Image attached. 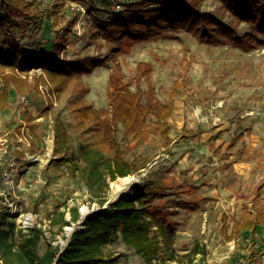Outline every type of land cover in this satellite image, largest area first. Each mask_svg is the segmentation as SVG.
<instances>
[{"label":"rangeland","instance_id":"rangeland-1","mask_svg":"<svg viewBox=\"0 0 264 264\" xmlns=\"http://www.w3.org/2000/svg\"><path fill=\"white\" fill-rule=\"evenodd\" d=\"M139 1L38 0L33 9L37 22L28 24L18 18L20 31L0 34V64H7V71H15L27 81L20 89L10 88L11 105L0 115L1 136L8 138L11 150L8 158L22 162L24 153L16 150V134L25 131L31 145L23 149L43 160L28 162L23 172L24 165H20L13 185L0 178V211L8 212L24 232V218L30 216L31 224L43 227L48 238L56 234L55 243L64 248L82 226L84 216L109 206L123 194L136 196L151 184L160 188V196L151 202L150 210L172 232L171 248L178 256L168 264H191V259L199 263L203 255V264H254L258 253L256 264H264V232L259 231L254 242L249 231H243L237 243L227 239L233 219L244 205L264 208V45L243 51L231 45L202 43L181 31L127 43L113 58L114 46L94 19L122 15L127 8H138ZM199 3L202 12L214 15L238 34L250 31L251 25L233 17L220 0ZM35 48L47 52L40 59L24 61L27 51ZM85 56L110 60L92 74L72 80L58 95L46 77V66L76 62ZM141 64H146L147 76L140 80V88L152 87L161 102L168 103L175 85H181L168 119L170 141L162 138L152 121L138 141L126 138L120 126L117 139L127 158L147 159L151 166L145 168L147 172L142 169L109 181L106 189L100 190L97 183L91 188L86 180L90 165L86 154L98 149L106 159L111 156L102 131L94 122L82 119L79 111L85 106L109 107V76L116 66L120 78L135 92ZM58 116L68 131L65 153L55 151ZM156 159L157 165L153 164ZM103 194L107 202L101 207ZM71 207L79 209L80 221L65 226L64 231L52 226L50 217L56 209L65 211L70 220ZM195 247L197 252L192 254ZM105 251L119 258L117 264H145L121 238L113 239Z\"/></svg>","mask_w":264,"mask_h":264},{"label":"trees","instance_id":"trees-1","mask_svg":"<svg viewBox=\"0 0 264 264\" xmlns=\"http://www.w3.org/2000/svg\"><path fill=\"white\" fill-rule=\"evenodd\" d=\"M38 0H0V34L10 36L9 31H20L18 18L23 22H37L34 6ZM224 8L240 22L251 25V29L240 35L212 14L200 10L199 0H140L139 7H130L120 15L113 13L107 20L94 19L104 38L114 46L113 58L127 43H137L187 31L200 42L210 45H231L249 51L257 45H264V0H220ZM59 5V4H58ZM36 24V23H35ZM99 37L98 33H96ZM262 36V39H259ZM47 51L35 48L27 51L24 61L40 59ZM111 54V57H112ZM21 56L22 53H21ZM110 57L91 59L82 57L76 62L65 61L59 65L46 66V77L55 86L58 95L64 93L72 80H80L84 75L105 65ZM0 64V115L9 106L10 88L20 87L27 83L26 79L17 76L15 71H7L8 67ZM137 77V89L131 91L128 84L119 76L120 67H115L109 76V107L95 109L85 106L79 111L84 120L94 122L103 133L104 143L110 151L109 158L98 149H91L86 154L90 163L87 184H99L103 190L109 181H116L129 175L139 173L148 166L147 159L129 160L125 150L117 139L120 126L124 128L126 138L135 141L145 135L149 121L154 122L156 130L162 138L170 141L171 117L175 97L181 88L175 85L168 103L161 102L155 90L149 86L147 90L140 88V80L147 76L146 64H141ZM46 80L45 78H43ZM29 121L32 120L30 113ZM55 151L65 153L63 143L68 140V131L58 116L54 123ZM160 188L147 185L143 192L133 196L131 193L121 195L107 208L98 209L77 227L68 244L62 248L56 244V234L50 238L41 226L25 233L18 228L15 220L5 210L0 211V264H116L119 258L106 255L104 252L113 239L121 237L126 246L132 248L146 264H168L177 261L178 256L171 248L172 232L167 231L157 222V216L150 210L151 202L160 196ZM105 193V191L103 192ZM101 207L107 202L105 194L100 196ZM70 220L66 212L56 209L50 217L52 226H65L80 221L79 209L69 208ZM258 224H264V211L256 215L245 206L239 219L235 221L232 234L228 240L235 241L243 230H251L253 235ZM157 227L154 229V227ZM43 243L45 249L42 251ZM197 247L192 254H196ZM261 253H258L259 258ZM199 263L203 264L206 256ZM256 260V259H255Z\"/></svg>","mask_w":264,"mask_h":264},{"label":"built area","instance_id":"built-area-1","mask_svg":"<svg viewBox=\"0 0 264 264\" xmlns=\"http://www.w3.org/2000/svg\"><path fill=\"white\" fill-rule=\"evenodd\" d=\"M30 136L27 135L25 131H22L20 134H16V150L21 151L23 150L24 155H22V164L23 163H28V162H38L42 163V157L40 155H32L29 150H24L28 149L30 147V142H29ZM21 144V145H20ZM26 144V146H24ZM9 141L8 138L6 137H0V178L2 179L3 183L6 185H13L15 182V175L18 173V169H20L21 163L17 162L16 158H8L10 155V148H9ZM22 153V154H23ZM159 162L156 161L153 163L157 165ZM151 165L147 166L150 167ZM22 168V167H21ZM148 169V168H147ZM147 169L145 171L147 172ZM22 171V169H20ZM19 171V172H20ZM108 206H105L104 208H107ZM87 216H84L86 218ZM89 217V216H88ZM32 220L30 219V216H26L24 218V226H25V233H27L30 230H33L35 226L31 224ZM33 223V222H32ZM68 228V227H67Z\"/></svg>","mask_w":264,"mask_h":264},{"label":"crops","instance_id":"crops-1","mask_svg":"<svg viewBox=\"0 0 264 264\" xmlns=\"http://www.w3.org/2000/svg\"><path fill=\"white\" fill-rule=\"evenodd\" d=\"M11 93H12V92L10 91V97H11ZM9 105H11V101H10V99H9ZM1 134H2V133L0 132V137H3V136H1ZM20 163H21V162H20ZM25 164H26V165H25ZM21 165H22V163H21ZM23 165H24V167H23L22 172L25 171V170L27 169V163H23ZM215 190H217V189H215ZM245 206H248V205H244L243 208H242V210H241V212L238 214V216L235 217V218L233 219L232 230H233V226H234V224H235V221H237V220L239 219V216L242 214L243 209H244ZM248 207H249V206H248ZM249 209H250V211H252V213H253L254 215H256V212L259 211V210H260V211H264V208L254 209V208H250V207H249ZM156 228H157V227L155 226L154 229H156ZM243 231H249V232H251V230H243ZM243 231H242V232H243ZM259 231L264 232V224H258V225H257L256 231H255V235L258 234ZM242 232H241V233H242ZM241 233H240V234H241ZM231 234H232V232H231ZM231 234L228 235V237L231 236ZM240 234H239V235H240ZM251 234H252V242H254V237H255V235H253L252 232H251ZM228 237H227V239H228ZM119 238H121V237H119ZM121 239H122V238H121ZM112 241H113V240H112ZM112 241H111V242H112ZM229 241H232V240H229ZM111 242H110V243H111ZM234 242H235V241H234ZM110 243H109V244H110ZM109 244H108V245H109ZM108 245H107V246H108ZM107 246H105V248H104V252H105V254H106V251H105V250H106V247H107ZM197 248H198V247H197ZM41 249H42V251H44L45 247L42 246ZM106 255H107V254H106ZM255 256H256V257H255L256 260L253 259L254 264H256V262L260 259V257L257 258V257H258V254H255ZM201 260H203V258H201ZM203 262H204V261H203ZM144 263H145V262H144ZM116 264H117V263H116ZM145 264H146V263H145Z\"/></svg>","mask_w":264,"mask_h":264},{"label":"water","instance_id":"water-1","mask_svg":"<svg viewBox=\"0 0 264 264\" xmlns=\"http://www.w3.org/2000/svg\"><path fill=\"white\" fill-rule=\"evenodd\" d=\"M85 220H86V218H84V219L82 220V222H81V223H82V224H81L82 226L84 225V221H85ZM71 235H72V234H71Z\"/></svg>","mask_w":264,"mask_h":264},{"label":"bare ground","instance_id":"bare-ground-1","mask_svg":"<svg viewBox=\"0 0 264 264\" xmlns=\"http://www.w3.org/2000/svg\"><path fill=\"white\" fill-rule=\"evenodd\" d=\"M84 214L86 215V212L84 211Z\"/></svg>","mask_w":264,"mask_h":264}]
</instances>
